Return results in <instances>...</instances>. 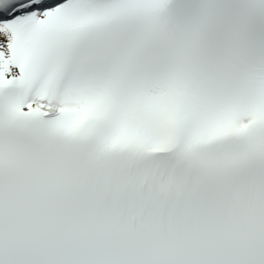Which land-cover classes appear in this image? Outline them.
Wrapping results in <instances>:
<instances>
[{
  "label": "snow or ice",
  "instance_id": "6c2138e0",
  "mask_svg": "<svg viewBox=\"0 0 264 264\" xmlns=\"http://www.w3.org/2000/svg\"><path fill=\"white\" fill-rule=\"evenodd\" d=\"M0 264H264V0H0Z\"/></svg>",
  "mask_w": 264,
  "mask_h": 264
}]
</instances>
